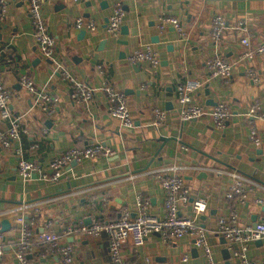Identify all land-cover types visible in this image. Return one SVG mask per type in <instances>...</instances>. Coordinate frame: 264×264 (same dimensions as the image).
I'll use <instances>...</instances> for the list:
<instances>
[{
  "label": "crops",
  "instance_id": "0c3cea01",
  "mask_svg": "<svg viewBox=\"0 0 264 264\" xmlns=\"http://www.w3.org/2000/svg\"><path fill=\"white\" fill-rule=\"evenodd\" d=\"M118 1L124 5L125 15L121 32L115 35L108 29V22ZM43 12L49 29L58 38L54 58H47L40 50L30 0H8L7 14L0 21L3 76L14 94L11 109L23 118L29 130L10 147L0 144V218L18 207L22 210L11 217L12 229L3 233L1 264H19L16 245L25 227L36 234L35 249L29 256L33 264H63L60 257L41 256L45 249L41 234L46 228L63 232L90 217L92 221L115 219L125 206L136 214L143 199L149 200L152 214L163 216L166 193L156 172L170 175L175 168L185 176L192 193L190 201L182 202L181 212L196 216L193 200L206 198L208 209L201 216V223L217 260L220 264H245L231 250V259L225 258L223 250L228 244L222 243L224 236L217 227L220 218L229 216L233 209L239 211L243 225L254 223L256 217L257 221L264 220V120L246 116L256 97L264 104V52L237 62L245 50L243 37L250 36L256 45L264 44V0H45ZM162 15L179 17L186 37H181L174 27L161 32ZM215 15L227 21L219 42L212 36ZM80 16L97 24V29L87 31L83 38L81 30L74 28V21ZM155 36H159V41L153 39ZM147 45L161 51V65L131 62L130 54ZM215 55L237 64L230 83L209 75L206 60ZM248 66L258 72L259 82L246 75L244 69ZM63 69H69L78 80L91 83L94 97L89 101L74 99L72 84L63 77ZM23 73H29L41 91L56 99L54 116L33 106L32 97L21 82ZM189 80L199 83L195 93L199 100L207 102L211 97L232 105L231 121L218 126L209 116L182 119L178 86ZM107 83L129 96L133 125L110 112ZM158 108L167 112L160 128L154 124ZM252 125L263 140L261 146L251 138ZM7 126L0 114V128ZM162 136L171 139L163 141ZM35 143L38 147L31 150ZM98 143L114 150L115 155L68 166L59 181L36 174L25 179L18 174L19 149L25 157L48 168L64 150ZM155 156L150 168L131 175L132 184L119 194L104 182L79 190L86 201L80 199L77 205L58 195L70 185L74 190L143 169ZM203 171L206 177L200 176ZM32 208L34 211L28 212ZM69 240L74 246L72 264H113L107 232L75 235ZM260 240L250 243L248 254L264 264V238ZM242 246L236 243L237 248ZM123 253L147 264H206L191 234L168 244L153 233L138 248L128 241ZM185 254L190 255L189 261L183 259Z\"/></svg>",
  "mask_w": 264,
  "mask_h": 264
},
{
  "label": "built area",
  "instance_id": "2783aa9c",
  "mask_svg": "<svg viewBox=\"0 0 264 264\" xmlns=\"http://www.w3.org/2000/svg\"><path fill=\"white\" fill-rule=\"evenodd\" d=\"M79 1V0H76ZM88 1V0H85ZM45 0H30V13L34 24V33L41 52L47 58H54L57 53V36L49 29L43 12ZM8 0H0V21H3L7 14ZM125 8L121 1L115 6V11L109 18L108 29L112 34H119L122 29ZM169 27H174L181 37H186L185 27L181 19L174 15H162L159 22L161 32L167 31ZM227 27L226 19L221 15H215L213 22V40L222 41L223 33ZM74 28L77 30L93 31L97 29V24L84 16H80L74 21ZM245 50L239 55L237 62L251 59L257 53L264 52V44H254L250 36L242 39ZM129 59L133 63L143 61L150 62L153 66L161 65V51L153 45H147L134 50ZM237 64L222 55L207 57L206 68L213 78H221L226 83H230L236 71ZM102 69V66L100 67ZM246 75L252 80L259 82L260 75L250 66L244 69ZM63 77L72 84V97L77 100L89 101L94 97L95 87L88 81L78 80L69 69H63ZM21 82L24 88L32 97V104L49 116H54L57 112V101L47 91H41L34 78L29 73L21 75ZM199 83L189 80L178 86L180 116L184 120L202 118L209 116L218 126H224L234 116V110L229 103L220 101L217 105H208L206 101L196 97ZM105 89L109 96L110 112L120 117L127 125L135 123L129 105V96L119 90L114 84L107 83ZM14 94L13 90L6 83L3 76V50L0 46V114L7 121V128H0V144L2 147H10L14 140L19 139L22 133L29 130L23 118L11 109ZM157 116L154 121L156 127L160 128L167 119V112L157 109ZM247 117L264 120V104L259 97H256L248 112ZM250 135L255 144L261 146L263 140L255 125L250 128ZM38 144L31 145V150H35ZM17 170L18 174L25 179L40 175L44 179L59 181L62 179L65 169L71 166L74 161L78 163L84 160H97L105 157H112L115 151L103 144H93L89 146H74L56 155L45 168L34 158L25 157L23 150L19 149ZM156 177L164 186L166 193L165 209L163 216L152 214L149 211V200L139 201V210L136 214L133 210L125 206L119 217L111 220L93 219L90 224L81 221L65 228L63 232L52 228H46L41 237L45 244V249L41 253L44 258L52 256L60 257L63 264H72L75 260L74 246L70 238L80 234L101 235L107 232L113 264H147V261L140 258L129 259L123 253V246L132 241L136 248L143 245L146 239L153 233H158L164 242L172 244L189 234L196 238L197 247L203 252L206 264H220L213 251L207 230L202 226L201 216L208 209L206 198L197 197L193 200L196 216L191 217L181 212L182 202L190 201L192 197L191 189L187 186L186 178L179 174L175 168V173L167 175L156 172ZM240 214L237 209H233L229 216L220 218L217 232L227 239V244L231 252L241 259L245 264H259L248 254L249 245L259 239L264 238V220L243 225L240 222ZM242 243L241 248L236 247V243ZM36 234L28 227L21 230L19 240L16 245V256L19 264H33L30 255L35 249ZM4 255V235L0 232V264ZM185 261H189L190 255L185 254Z\"/></svg>",
  "mask_w": 264,
  "mask_h": 264
},
{
  "label": "water",
  "instance_id": "95a60500",
  "mask_svg": "<svg viewBox=\"0 0 264 264\" xmlns=\"http://www.w3.org/2000/svg\"><path fill=\"white\" fill-rule=\"evenodd\" d=\"M23 3L24 2H21L20 4H23ZM123 30L126 33L127 32V27H124ZM86 34H87V30H85V29L81 30L80 37L83 38ZM155 38H157V39L155 40ZM153 39L155 41H159V36H155ZM38 61H40V59H38ZM209 94H210V89H207L206 90V95H209ZM207 104L208 105H217L218 102L215 99L210 97L207 100ZM161 139L163 141H167V140L171 139V137L162 136ZM155 158H156V156L153 157L152 160L150 161V163L143 169H138V170H134V171H130V172H125V173H122V174H119V175H114V176L108 177L104 181H101V182H98V183H94V184H91V185L79 186V187H76L74 190L71 188L72 186L70 185L67 190H65V191L62 190L60 193H58V195L62 196L64 200L69 201L72 205H77L80 202V199L83 202L86 201V199L83 197V192L82 191L80 192L79 190H82V189L90 187V186H95L96 184L104 183V182L109 183V185L107 187L108 188H112L115 191L116 194H119L121 190H123L124 188H126V187H128V186H130L132 184V180L130 179V176L131 175H135V174L140 173V172H143V171H146L147 169H149L150 166L152 165L153 161L155 160ZM77 163H78L77 161H74L72 163V166H75ZM202 175L206 177L207 173L205 171H203L200 176H202ZM74 191H77V192H74ZM20 204L23 205L22 202H20ZM19 208L20 207H18L17 209H15L13 211H10V212H7V213L3 214V217L0 218V231L2 233H6L7 231L12 229L11 217H16L17 215L22 213L21 208L20 209ZM32 211H34L33 208L30 211H28V212H32ZM28 217H29V215H27L26 218H28ZM256 218H254V225L255 226L258 223ZM203 219H205V216L203 217ZM85 222L87 224H90L92 222V218L90 217V218L86 219ZM203 227H204V225H203ZM257 241H262V240L259 239ZM226 242H227L226 237H223L222 238V243L225 244ZM195 252H196V254L198 253L197 250H195ZM223 253H224V256H225L226 259H231V252H230L229 247H226L223 250ZM228 263H229V261H228Z\"/></svg>",
  "mask_w": 264,
  "mask_h": 264
}]
</instances>
